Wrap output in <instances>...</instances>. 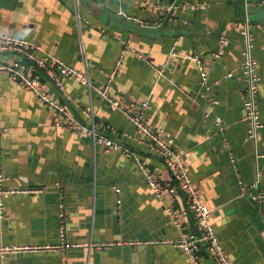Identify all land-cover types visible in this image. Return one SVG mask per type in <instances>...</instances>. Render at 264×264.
Instances as JSON below:
<instances>
[{"label": "crops", "instance_id": "0c3cea01", "mask_svg": "<svg viewBox=\"0 0 264 264\" xmlns=\"http://www.w3.org/2000/svg\"><path fill=\"white\" fill-rule=\"evenodd\" d=\"M197 1L205 6L178 10L167 20L162 11L170 0H0V34L39 43L76 69L87 63L91 80L120 101L149 99L152 129L186 151L187 170L212 209V222L234 264H264V158L257 162L256 157L264 153V0ZM120 7L136 20L115 19ZM247 18L261 77L263 127L257 142L247 134L240 69ZM157 25L164 29L147 30ZM222 34L229 39L225 54L214 59ZM174 45L180 54L202 57L210 91L201 84L195 60L170 56ZM12 58L0 52V63ZM50 85L77 120L85 121L92 106L96 119L112 125L114 138L130 155L95 148L67 122L57 125L52 110L0 73V184L39 190L4 196L0 244L54 243L64 224L68 240L82 245L64 254H10L0 257V264H193L168 242L196 232L192 215L184 212L186 195L175 191L157 197L133 156L146 160L164 184L172 183L162 159L138 141L119 109L97 93L91 105L80 80L65 79L63 90ZM257 164L263 174L255 187ZM169 206L178 211L176 217ZM101 243L111 244L97 248ZM198 255L199 264H216L205 247Z\"/></svg>", "mask_w": 264, "mask_h": 264}, {"label": "built area", "instance_id": "2783aa9c", "mask_svg": "<svg viewBox=\"0 0 264 264\" xmlns=\"http://www.w3.org/2000/svg\"><path fill=\"white\" fill-rule=\"evenodd\" d=\"M204 6V3L198 1L187 2L183 4L182 11H187L188 9L196 10ZM172 8L171 5L164 7L165 10H171ZM118 15L129 20H136L135 17L129 15L122 7L119 8ZM242 34L244 40L242 46L243 62L240 69L244 75L246 87L244 109L245 119L248 125L247 134L257 142L260 130L263 127L260 102L258 99L261 77L257 71L258 61L254 56L255 45L249 18H247L245 22ZM228 41L229 39L226 34L219 36L218 45L211 53L214 59L221 58L225 54ZM1 51L8 52L13 58L7 62L0 63V73L21 83V85L41 104L46 105L52 110L57 125L67 122L70 128L82 135V137L88 136L95 148L104 147L110 151H122L130 155L129 149L114 138V129L112 125L105 120L96 119L92 106L86 114V120L79 121L70 114V110L60 98L52 95L49 86L52 84L58 90H63L65 87V79L75 78L86 86L91 105L93 95L97 93L113 107L119 109L135 127L138 133V141L144 144L147 151L160 157L170 172L171 181L175 184L174 187L170 182L164 184L159 180L146 160L136 154L133 156L137 167L142 170L147 183L153 189L155 195L160 199H165L168 192L174 194L175 191H182L186 195L187 202L184 212L192 215L196 232H183L179 237L170 239L168 242L187 253L193 264H199L200 262L198 254L201 247H205L207 253L216 264H234L212 222V209L202 202L200 194L187 170L184 161V154L186 151L175 146L173 137H169L162 132H157L152 129L147 112L150 107L149 99L143 100L140 103L120 101L108 94L107 87L103 88L91 80L87 63H85L83 70L76 69L60 56L46 51L39 43L32 42L24 37L0 34V52ZM177 55H181L188 60H195L198 63L201 84L206 90L210 91V75L204 66L202 57L196 53L180 54L176 50V45H174L170 56ZM119 64L120 61H118L114 69L108 74L110 79L116 74ZM228 76H233V74L230 72ZM215 103L217 102L215 101ZM210 115L211 112L208 110L205 116L209 117ZM217 123H221L220 118H217ZM256 157L258 162L260 158H264V153H257ZM262 174V169L259 167V164H257L256 181L253 184L255 187L260 182ZM2 180L3 176L0 173L1 183ZM114 188L117 194L121 192L120 187ZM37 191L39 190L8 188L0 184V213L2 214L4 212L5 195ZM262 198H264V195H262ZM121 200V197L118 195V203H121ZM168 210L173 216L176 217L178 215V211L174 210L172 207L169 206ZM61 216H64V213H61ZM175 224L181 228L180 222L176 219ZM66 236V228L63 224L60 229V238L54 243L0 244V257H5L10 254L22 255L49 252L64 254L71 248L82 246L81 243L68 240ZM110 244L111 243H101L97 245V248L101 249ZM89 246L92 247V243H90Z\"/></svg>", "mask_w": 264, "mask_h": 264}, {"label": "water", "instance_id": "95a60500", "mask_svg": "<svg viewBox=\"0 0 264 264\" xmlns=\"http://www.w3.org/2000/svg\"><path fill=\"white\" fill-rule=\"evenodd\" d=\"M171 1V6L173 7L171 10H164V11H162V13L164 14L163 16H166L167 15V20H168V18L170 17V16H173L174 14H175V12L176 11H178V10H180V11H182V6H183V4H185V3H187V0H182V2L180 3V5H178L177 3H175V0H170ZM194 1H196V0H190V1H188V2H194ZM198 2H200V3H203V2H201V1H198ZM175 7H178L177 9L175 8ZM245 14H247V5L245 6ZM118 12H119V8L117 9V11H116V13L118 14ZM116 14V15H117ZM115 19H117L118 21H120L121 20V16L120 15H117V16H113ZM184 22H188L187 20H184ZM157 27H159V25H157ZM244 29V28H243ZM251 31H252V29H251ZM242 36H243V34H242ZM244 41V40H243ZM255 47V46H254ZM209 81H210V76H209ZM211 116V115H210ZM258 162H259V160H258ZM259 167H260V165H259ZM246 190H247V193L248 192H250V190H249V187L248 188H246ZM250 198L254 201V199L252 198V194H250ZM262 202H264V198H262V200H261Z\"/></svg>", "mask_w": 264, "mask_h": 264}, {"label": "rangeland", "instance_id": "374dc122", "mask_svg": "<svg viewBox=\"0 0 264 264\" xmlns=\"http://www.w3.org/2000/svg\"><path fill=\"white\" fill-rule=\"evenodd\" d=\"M122 20H125V19H122ZM163 29H164V27H156V29L155 28H152V29H147V30H150V31H159V30H163Z\"/></svg>", "mask_w": 264, "mask_h": 264}]
</instances>
